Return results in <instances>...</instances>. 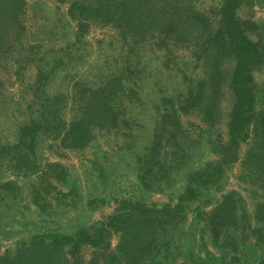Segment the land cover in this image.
<instances>
[{
	"label": "trees",
	"instance_id": "trees-1",
	"mask_svg": "<svg viewBox=\"0 0 264 264\" xmlns=\"http://www.w3.org/2000/svg\"><path fill=\"white\" fill-rule=\"evenodd\" d=\"M198 2L70 0L67 13L77 22L78 37L89 22H98L114 25L124 43L120 55L114 56L115 66L101 74L97 83L78 78L69 93L49 94L45 85L58 75L54 68L71 57L73 42L65 52H36L34 44L26 46L23 41L25 0H0V69L13 66L16 76L24 80L21 70L32 62L27 59L31 52L37 70L28 84L32 89L29 114L25 111L20 118L13 131L15 140L0 137V162L8 158L14 168L33 172L42 166L36 154L42 138L52 139L63 149L80 150L98 133L106 132L124 138L123 145L134 154L137 177L145 189L174 185L184 171L183 187L174 203L118 199L110 214L89 225L67 233H35L12 252H0V264H171L181 250L191 211L202 222L201 232L220 254L221 264H264V104L259 103L264 98V82L257 83L252 75L264 69V25L253 18L252 11L256 3L264 6V0H220L209 7ZM141 43L170 52L187 49L193 69L200 73L189 75L177 68L188 83L186 91L154 102L151 134L138 151L134 147L142 135L134 132L126 111L132 100L142 102L136 93L139 81L133 77L144 67L138 59L145 46ZM49 52L54 56L53 68L43 55ZM180 63L187 67L186 60ZM225 89L232 94L227 139L215 128L222 117ZM183 116H196L200 122L185 123ZM243 143L247 147L240 155ZM206 148L214 158L200 159ZM235 163L240 164L238 179L260 198L252 213L236 190L222 194L210 211L204 210L211 200L209 190L222 189L226 172ZM59 168L58 163L49 162L39 171L30 190L33 202L56 189L52 178L66 180L64 170L59 176L54 173ZM0 189L18 192L19 186L8 180L0 182ZM194 202L198 204L193 206ZM194 239L193 245L197 244ZM192 244L187 256L194 261ZM85 246L91 248L88 257Z\"/></svg>",
	"mask_w": 264,
	"mask_h": 264
},
{
	"label": "rangeland",
	"instance_id": "rangeland-1",
	"mask_svg": "<svg viewBox=\"0 0 264 264\" xmlns=\"http://www.w3.org/2000/svg\"><path fill=\"white\" fill-rule=\"evenodd\" d=\"M198 1L201 7L217 6L220 3V0ZM69 3L70 0H25L26 8L23 16L26 31L23 41L26 46L34 44L36 52L54 49L65 52L67 46L73 42L70 47L71 57L54 68L58 75L45 85V91L49 94L69 93L73 81L78 78L86 80L88 84L97 83L95 81L100 79L101 74L104 75L115 66L114 56L120 55L121 43H124L114 25L98 22H89L86 32L78 37L77 22L67 13ZM252 11H254L253 18L264 25V6L256 3ZM146 45L148 44H140L144 50L141 49L138 56L140 63L144 62L143 71H137V74L133 76L134 80L139 81L136 93L142 98V102L132 100L129 111H126V117L128 116L131 121L130 125H133L131 127L134 132L142 135L140 142L134 147L138 151L142 149L144 142L151 134L153 117H155L154 102L167 94L173 95L186 91L188 83L183 80V74L179 69L186 71L189 75L200 73V69H193V59L187 49L179 48L170 52ZM132 50L133 57L137 58V48L133 47ZM30 53L27 52L29 56L27 59L32 62L27 63L24 70H21L24 80L16 76L13 66L0 69V137L2 135V138L9 141L15 140L13 131L20 118L24 117L23 113L28 111L29 114L32 89L28 88V84L34 81L37 72ZM43 55L48 56L45 60L52 67L54 64L52 53ZM181 60L187 61L186 68H183ZM252 75L257 83L264 82V69L253 71ZM33 88L35 89L34 86ZM231 100L230 90L225 89L221 103L222 117L215 127L224 139H227V114L231 107ZM259 103L264 104V98L260 97ZM182 119L185 123L200 122L196 116H183ZM112 136L106 132L98 133L89 146L80 150L63 149L57 147V143L52 139L42 138L36 148L37 161L42 166L33 172L29 169L26 171L25 168L22 170L14 168L13 162L8 163V158L0 162V182L15 180L19 186L18 192L10 190L7 193L0 189L1 253L12 252L20 243L29 241L35 233H67L75 231L80 225H89L110 214L116 201L121 198H142L146 203L157 204L176 201L177 194L183 187L184 171L174 185H166L162 189L157 187L145 189L137 177L134 154L124 147L122 136L116 138ZM246 147V143L241 145L240 155H243ZM207 153L206 148V152L200 154V159L214 158V155ZM49 162L60 165L57 172L53 171L59 176L64 170L67 173L66 180L58 182L52 178L51 181L56 189L51 188V192L41 201L33 202L30 190L34 178L39 175L41 169L46 168ZM24 173H27L29 177H26ZM239 173L240 164L235 163L231 169L227 170L226 182L222 189L209 190L208 197L211 200L202 208L210 211L221 199L222 194L236 190L244 197L248 210L252 213L255 201L260 198L254 196L250 185L238 179ZM197 204L194 202L192 205ZM202 226V222L196 218L194 212H189L185 223L187 233L182 236L181 250L176 253V259L171 264H221L220 254L211 244L208 236L201 232ZM192 237L197 244H192ZM115 242L114 236L112 245ZM190 243L194 247V261L187 256ZM201 246L202 249H199ZM90 250L88 246L83 248L85 257H88Z\"/></svg>",
	"mask_w": 264,
	"mask_h": 264
}]
</instances>
